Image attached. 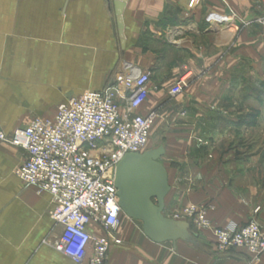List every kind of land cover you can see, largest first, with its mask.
I'll use <instances>...</instances> for the list:
<instances>
[{"label":"crops","instance_id":"1","mask_svg":"<svg viewBox=\"0 0 264 264\" xmlns=\"http://www.w3.org/2000/svg\"><path fill=\"white\" fill-rule=\"evenodd\" d=\"M122 16L124 38L114 0H0V125L11 138L87 90H116L125 107L116 76L149 71L150 95L137 112H157L171 185L165 215L196 203L217 226L256 218L264 229V164L256 152L241 156L235 142L250 111L236 106V66L242 55L264 62V0H127ZM182 78L187 86L174 96ZM27 158L0 141V264H77L56 248L63 227L51 217L52 195L16 174ZM190 224L200 246L154 242L141 221L123 216L108 262L264 264V253L221 251L212 231Z\"/></svg>","mask_w":264,"mask_h":264},{"label":"built area","instance_id":"2","mask_svg":"<svg viewBox=\"0 0 264 264\" xmlns=\"http://www.w3.org/2000/svg\"><path fill=\"white\" fill-rule=\"evenodd\" d=\"M264 25V16L259 19ZM151 72H120L116 90H87L68 98L53 118H34L11 138L0 125V141H10L28 152L16 170L24 182L49 192L54 201L51 217L63 227L56 248L77 264H109L113 242L124 216L115 184L116 168L123 156L149 149L157 112L140 114L150 95ZM187 80L180 79L172 94H181ZM259 209H256V212ZM174 219L190 221L197 230L212 231L221 251L245 248L255 259L264 253V229L256 218L246 225L217 226L205 206L184 205ZM98 225L104 234L91 230Z\"/></svg>","mask_w":264,"mask_h":264},{"label":"water","instance_id":"3","mask_svg":"<svg viewBox=\"0 0 264 264\" xmlns=\"http://www.w3.org/2000/svg\"><path fill=\"white\" fill-rule=\"evenodd\" d=\"M126 1L114 0L122 38ZM165 153V145L161 143L142 153L130 152L123 156L115 175L119 206L124 216L142 222L145 235L154 242L183 240L200 246L189 221L174 219L164 213L166 197L171 190L168 170L160 161Z\"/></svg>","mask_w":264,"mask_h":264},{"label":"rangeland","instance_id":"4","mask_svg":"<svg viewBox=\"0 0 264 264\" xmlns=\"http://www.w3.org/2000/svg\"><path fill=\"white\" fill-rule=\"evenodd\" d=\"M239 65L236 66V106L241 107V110L249 109L250 113L258 112V115L251 125L236 126V152L245 157L256 152L260 154V162L264 164V62L257 61L254 64L248 56L242 55ZM244 118L245 114L241 116V119ZM258 121L259 125H257ZM207 129L210 132H206L205 135L213 133L211 127H207ZM154 133L153 127L149 149L163 143L160 135L154 136ZM200 144L202 149L204 146L209 147L210 150L213 147L210 141L207 143L201 140Z\"/></svg>","mask_w":264,"mask_h":264},{"label":"trees","instance_id":"5","mask_svg":"<svg viewBox=\"0 0 264 264\" xmlns=\"http://www.w3.org/2000/svg\"><path fill=\"white\" fill-rule=\"evenodd\" d=\"M257 115H258V112H255V111L248 113L244 119L240 120L239 125H242V124L251 125L256 120Z\"/></svg>","mask_w":264,"mask_h":264}]
</instances>
